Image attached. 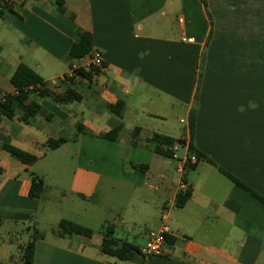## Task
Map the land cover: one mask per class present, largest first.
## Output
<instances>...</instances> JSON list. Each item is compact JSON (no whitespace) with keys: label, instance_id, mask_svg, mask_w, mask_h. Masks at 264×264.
<instances>
[{"label":"crops","instance_id":"obj_1","mask_svg":"<svg viewBox=\"0 0 264 264\" xmlns=\"http://www.w3.org/2000/svg\"><path fill=\"white\" fill-rule=\"evenodd\" d=\"M81 32L90 34L92 48L77 57L69 50ZM92 50L102 56L98 73L90 80L68 77ZM21 63L45 86L17 105L13 118L0 114V264L21 259L32 227L44 235L35 243L34 264H141L100 251L101 224L113 215L109 204L91 238L53 232L61 219L93 228L89 223L101 218L92 201L115 184L157 193L149 229L128 238L112 227L138 250L149 232L168 227L162 254L147 264H264V204L220 172L264 198V0L15 1L0 18V99L17 94L10 78ZM68 88L81 100L64 99ZM118 100L120 118L108 108ZM26 111L33 116L24 123L18 118ZM118 126L115 141L103 139ZM153 134L183 140L175 145L179 157L189 144L203 156L184 171L191 197L183 207L175 205L183 190L177 162L152 152L146 140ZM60 138L66 142L47 149L48 140ZM4 145L37 160L23 164ZM67 151L73 165L67 192L76 202L39 164ZM30 174L45 183L37 199L28 196Z\"/></svg>","mask_w":264,"mask_h":264},{"label":"trees","instance_id":"obj_2","mask_svg":"<svg viewBox=\"0 0 264 264\" xmlns=\"http://www.w3.org/2000/svg\"><path fill=\"white\" fill-rule=\"evenodd\" d=\"M15 1L26 2L29 0H0V18L3 17L5 11L12 12V6L14 5ZM57 4L58 6H60L61 3L57 1ZM60 11L62 10L60 9ZM91 48H92V41L90 34L86 32H81L78 35L77 41L71 45L69 52L73 56L80 57L82 55L87 54L91 50ZM98 69L100 68L92 67L88 72H86L85 70H83V68H78L76 70V73L82 76L84 79L90 80L91 73H95V74L98 73ZM10 82L16 88L17 94L12 97L8 96L4 100V102L0 104V114H3L7 118L11 119L15 116V110L17 108V105L24 103L30 94L38 91V88L44 87L45 82H43L42 79L39 77V75H37L32 69H30L29 67H27L22 63L18 64L17 67L15 68V71L10 78ZM29 87L32 88L29 89ZM62 97L68 101L81 100V96L78 95L75 91L71 90L70 88L64 91ZM108 108L112 113H114L117 117L120 118L124 108V103L121 100H118L114 104L109 105ZM32 116H33L32 111H28V112L26 111L23 112L18 119L24 123H27L28 119ZM188 129H189L190 139H192L193 129H194L193 111L190 112L188 117ZM77 130L81 131L82 127L78 125ZM120 130H121V126L116 127L115 129L111 130L106 135H104L103 139L115 141L117 139V135ZM134 132L138 133L139 129L135 128V130L133 131V135ZM135 137H137V135H135ZM146 141L148 143V146H151L152 152L155 155L170 159H172L173 148L175 147V145L183 144V140L181 139L176 140L171 137H167L160 134H153ZM65 142L66 140L64 138H60L57 140H48L46 147L49 150H54ZM3 149L11 157L26 165H31L37 160L35 156L23 152L21 150H18L16 148H13L11 146L4 145ZM188 153L189 155L196 156L197 160L203 157L200 153H198L196 150L193 149L191 144L188 145ZM127 165L131 169L139 170L142 172L147 169L146 165L135 164L133 162H127ZM193 167H194L193 165L186 164L184 166V171L189 170L190 168L193 169ZM184 171L182 178L183 181L185 182ZM220 172L223 175H225L227 178H229L234 184L246 190L252 196H254L256 199H258L264 204L263 197L252 192L244 184H242L240 181H238L230 174L224 172L223 170H220ZM1 173H2V169H0V174ZM44 190H45L44 181L38 176L34 174H30V187L28 191V196L30 198L37 199L43 194ZM190 197H191V189L190 187H186L184 190H181L177 194L175 199V205L177 207H183L185 203L190 199ZM29 229H31V227ZM31 231H32L31 238L25 244L21 259L17 262H11L10 264H34L33 260H34V252H35V243L38 239H43L44 235L43 233L36 230L34 227H32ZM53 232H55L58 236L75 234L86 238H91L94 231L92 229L78 225L72 221L61 219L58 222L56 229ZM99 232H101L103 236L100 246V251L103 254L110 257H114L120 261L136 260L138 262H141L139 258L140 254L138 248L125 240H120L116 238L112 227L108 228L102 225L100 227ZM165 239L168 240V237L165 236Z\"/></svg>","mask_w":264,"mask_h":264},{"label":"rangeland","instance_id":"obj_3","mask_svg":"<svg viewBox=\"0 0 264 264\" xmlns=\"http://www.w3.org/2000/svg\"><path fill=\"white\" fill-rule=\"evenodd\" d=\"M182 117L183 116L181 115V118ZM176 124L178 126V122ZM70 156L71 153L69 151L65 153H57V155H53L52 157L46 159V161L39 164L40 166H43L45 177H49V181L53 182V184H56V187H58L60 190H66L65 193L69 201L70 199H73L75 201L74 197H70L69 193L67 192V189L69 188V181L73 173V165L70 162ZM49 162L52 164V168H50V165L48 164ZM59 163L61 166L55 167V164L58 165ZM113 187V191H101L93 199L92 204H97V207H94V212L98 214L101 220H98V222L94 221V223L90 222L89 225L93 227L91 229L97 230L100 225L99 221H103L102 218L106 217V211L104 209L106 204H109L113 209V215L108 218V221L106 223L101 224V226L107 225L110 227H115V229L118 230V236L128 234V238H130V234H140L146 229H149L150 225L155 223L154 219H152V216L154 215L152 207L157 201V193L147 192L145 190L134 191L127 186L118 184H115ZM53 195L57 198L59 197L57 192ZM69 201L67 202V204L71 205ZM87 206L91 207L90 205ZM58 211L59 210L57 209L54 210L53 215L57 217V215H59ZM117 212H122L126 216L125 219L122 220V222H119L117 220ZM61 213V215H67V212ZM38 215L39 224L41 225V227H46V225L42 224V220L44 217L42 209L39 210ZM12 229L16 230V228ZM9 235L12 234L5 233V237L7 239L10 238ZM12 236H15V234H13ZM15 238L17 242L21 241L18 239V236H16Z\"/></svg>","mask_w":264,"mask_h":264},{"label":"built area","instance_id":"obj_4","mask_svg":"<svg viewBox=\"0 0 264 264\" xmlns=\"http://www.w3.org/2000/svg\"><path fill=\"white\" fill-rule=\"evenodd\" d=\"M181 41L186 42H192L193 40L191 38H181ZM101 68L102 67V56L99 51L92 50L90 53L89 60L82 66V68L88 69V68ZM79 67L72 66L69 70L68 77H72L76 70ZM4 98L0 99V104L3 103ZM177 147L173 148V155L172 159L176 160L177 164L175 167L176 173L180 176V187L181 189H185V183L182 179L184 166L186 164L193 165L197 162V158L194 155L184 154V156L179 157L177 152ZM169 234V229L167 226L163 225L160 227V229L156 231H151L148 233L146 243L143 247L139 250V256L141 259V264H147L148 261L154 257L160 256L162 254V246L165 243V236Z\"/></svg>","mask_w":264,"mask_h":264}]
</instances>
